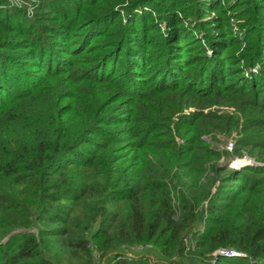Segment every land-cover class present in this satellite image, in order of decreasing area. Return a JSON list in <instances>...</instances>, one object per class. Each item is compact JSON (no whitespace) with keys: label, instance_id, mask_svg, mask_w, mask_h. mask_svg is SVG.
Returning a JSON list of instances; mask_svg holds the SVG:
<instances>
[{"label":"trees","instance_id":"1","mask_svg":"<svg viewBox=\"0 0 264 264\" xmlns=\"http://www.w3.org/2000/svg\"><path fill=\"white\" fill-rule=\"evenodd\" d=\"M158 1L164 21L172 25L175 16L168 7L174 0ZM185 1L190 11L194 8L201 12L199 4L203 0ZM248 4L251 6L247 7ZM202 5L211 6L212 0ZM253 5L259 12L258 17L254 14V19L248 17ZM236 7L241 11L238 15L249 21L246 25L258 23L257 31L252 29L254 41L243 39L251 45V51L245 55L246 65L253 66L256 65L253 58L264 60L261 42L264 3L233 0L230 9ZM202 15L190 20L188 25L200 29L197 22ZM102 20L105 18L98 22ZM39 27L31 30L29 23L6 25L19 35H29L31 57L37 59L43 73L34 75L24 89L26 94L13 95L7 86L3 89L2 83L12 86L10 80L26 79L27 71L21 70L16 62L0 64V114L19 109L24 100L31 103L20 107L6 121L0 120V264H264V188L261 187L264 179L245 173L239 178L235 169L218 176L227 168L223 165L218 169L216 164L221 151L200 140L198 130L191 134L189 130L180 131L178 119L172 123L175 132L170 134L168 145L159 148L140 142L136 146L149 154L148 166L141 174L129 176L128 169L116 165L119 157L107 159L95 149L80 148L82 144L95 147L88 136L107 134L100 123L109 125L117 120L104 112L108 104L100 102L84 113L89 116V122H84L77 131L71 132L70 127L60 124L63 115L62 109L57 108L59 91L46 86L49 80L46 74L69 75L72 68L68 59L58 55L57 48L41 38ZM185 29L177 28L178 34H184ZM87 37L78 42L84 43ZM7 43L11 45V41ZM115 46L118 52L122 48L126 50V55L117 59L118 62L102 55L96 68L99 74L94 77L112 71L111 75L122 82L130 78L126 68L133 65L131 56L137 54L132 47L124 45V40ZM18 48L25 47L21 44ZM89 50L95 52L99 47L95 45ZM200 59L206 67L200 65L197 74L207 81L217 78L221 87L214 89L208 82L204 89L187 90L197 96L211 92L216 95L219 90L240 94L241 87L235 91L231 90L233 86L222 85L216 66L206 65L210 57L201 55ZM105 61L110 62V68L104 74ZM211 61L219 60L213 57ZM227 71H231L230 67ZM249 73L260 76L259 68ZM244 92L250 93L251 105L258 103L251 89ZM263 104L264 101L258 103ZM160 120L155 121V126L164 124ZM185 132L189 136L182 137L181 142L173 139ZM238 143L249 145L246 138ZM257 165L256 170L246 169L252 173L263 171L264 164ZM231 180L241 182L222 197L218 195L228 190L225 187L217 193L211 192L216 181L222 184ZM244 190L249 195L237 201ZM251 197L254 203H250ZM147 246L158 250L161 258L153 260L142 253ZM129 248L136 251L129 252ZM199 259H206V263L198 262Z\"/></svg>","mask_w":264,"mask_h":264},{"label":"rangeland","instance_id":"2","mask_svg":"<svg viewBox=\"0 0 264 264\" xmlns=\"http://www.w3.org/2000/svg\"><path fill=\"white\" fill-rule=\"evenodd\" d=\"M154 1L0 0V64L2 61L16 62L21 70L27 71L26 79L12 78V86L3 82V89L7 86L10 94L24 95L27 92L24 89L34 75L43 73L37 59L31 57L33 50L29 46L32 44L29 43L32 40L29 35H19L6 25L29 23L31 30L40 26L41 38L57 48L58 55L68 59L72 68L69 75L65 72L52 77L46 74L49 79L46 86L59 91L57 108L62 109L63 115L60 124L70 127L71 132L77 131L84 122H89V116L86 117L84 113L90 107L99 106L100 102L108 104L104 112L117 120L109 125L100 123L107 134L91 133L88 136L95 147L82 144L80 148L95 149L107 159L119 157L116 165L128 169L129 176L141 174L148 166L146 159H149V154L136 146L140 142L159 148L168 145L170 134L175 132L172 123L178 119L177 128L180 131L189 130L191 134L198 130L200 140L205 141L208 147L221 151L216 164L218 169L223 165H227V168L218 176L235 169L239 172V178L245 173L264 179V168L263 171L257 170L258 173L246 169L256 170L258 165L255 163H264V106L258 105L264 101V84H260L264 81V60L253 58L256 65L247 67L248 58L245 55L251 51V45L243 40L248 37L251 43L254 41L252 29L257 31L258 23L246 25L249 21L238 15L241 12L239 8L230 9L233 0H212V5L206 7L202 5L206 2L203 0L199 4L201 12H196L194 8L190 11L185 0H174L168 9L176 20L170 25L171 22L168 24L163 19L160 2ZM257 1L264 3L263 0ZM201 14V21L197 22L200 29H192L189 21ZM254 14L259 15L255 5L248 17L254 19ZM103 18L105 21L98 22ZM182 26L187 29L183 31L184 34H178L177 28ZM85 35L88 36L87 40L78 42ZM210 37H213L212 40ZM261 39L264 44V38ZM123 40L124 45L132 47L137 54L131 56L135 61L131 62L133 65L126 68L130 78L122 82L111 75L112 71L108 73L109 61L104 62L106 66L103 71L108 74L94 77L99 74L96 68L102 55L113 58V61L126 55V50L122 48L118 52L115 46ZM9 41L11 45L7 43ZM21 44L25 48H18ZM95 45L99 50L91 52L89 49ZM201 55L210 57L206 65L216 66L222 85L233 86L231 90L235 91L241 87L240 94L219 90L216 95L211 92L206 96H197L187 90L191 87L204 89L208 82L212 83L214 89L221 87L216 82L217 78H213V82L207 76V81L197 74L200 65L205 66ZM95 57L97 59L93 63ZM213 57L219 61H211ZM228 67L231 71H227ZM257 68L260 76L252 74ZM246 89L252 90L253 99L258 103L251 105V95L244 92ZM29 105L31 103L24 100L19 109L0 114V120L6 121L13 113L17 114L20 107ZM159 118L164 123L161 127L155 126ZM185 136L189 134L185 132L181 138L175 136L173 139L181 142ZM243 138L248 140L249 145L241 146L238 143ZM227 143H231L230 151L225 150ZM240 182L231 180L219 184L216 181L210 189L212 193H217L221 187L228 189L220 191L218 196L222 197L223 193L232 191ZM261 187L264 188V185ZM245 195H249L247 190L237 197V201L243 200ZM250 203H254L252 197ZM127 251L136 250L129 248ZM142 253L153 260L161 258L159 251L151 246H147ZM198 262L206 263V259H199Z\"/></svg>","mask_w":264,"mask_h":264},{"label":"built area","instance_id":"3","mask_svg":"<svg viewBox=\"0 0 264 264\" xmlns=\"http://www.w3.org/2000/svg\"><path fill=\"white\" fill-rule=\"evenodd\" d=\"M231 149V143H227L225 146V150L230 151ZM219 254H226V255H231L232 252L229 251H218Z\"/></svg>","mask_w":264,"mask_h":264},{"label":"water","instance_id":"4","mask_svg":"<svg viewBox=\"0 0 264 264\" xmlns=\"http://www.w3.org/2000/svg\"><path fill=\"white\" fill-rule=\"evenodd\" d=\"M255 164H258V163H255ZM262 164H264V163H262Z\"/></svg>","mask_w":264,"mask_h":264}]
</instances>
